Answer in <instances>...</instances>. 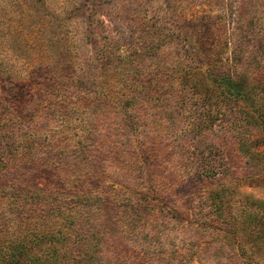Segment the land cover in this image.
<instances>
[{"label": "rangeland", "instance_id": "1", "mask_svg": "<svg viewBox=\"0 0 264 264\" xmlns=\"http://www.w3.org/2000/svg\"><path fill=\"white\" fill-rule=\"evenodd\" d=\"M53 24H60L52 33L61 34L59 54L46 48L45 34L52 35ZM151 34L161 40L146 55ZM188 38L219 48L212 65L216 74L245 76L246 88L258 91L264 81V0H0V83L17 106L48 88L42 80L46 68L51 74L60 63L66 77L61 85L65 103L30 125L46 129L63 119L59 138L67 140L66 133L75 137L59 152L42 136L26 158L12 160L28 174L30 190H44L54 207L73 205L82 195V180L72 185L61 172L76 166L82 178L84 170L91 175L94 181L85 180L94 190L111 183L138 189L144 179L158 197L145 209L134 197L126 206L89 204L77 234L96 232L101 238L91 264H245L236 249L240 242L250 251L244 237L248 231L225 240L227 227L210 224L208 206L211 193L223 186L229 190L224 205L236 215L246 198L264 205V130L247 118L251 105L220 95L204 103L182 86L149 115L147 131L135 133L139 143L125 136L117 126L122 113L110 108L121 100L114 90L119 67L127 64L119 57L138 54L135 62L173 73V64L194 57ZM103 65L111 71L100 75ZM103 84L106 93L97 104L92 97ZM208 110L218 119L195 131ZM138 154L136 172L128 173L123 157ZM206 171L213 174L206 176ZM16 173H0V179ZM32 230V224L22 225L16 236H31Z\"/></svg>", "mask_w": 264, "mask_h": 264}, {"label": "trees", "instance_id": "2", "mask_svg": "<svg viewBox=\"0 0 264 264\" xmlns=\"http://www.w3.org/2000/svg\"><path fill=\"white\" fill-rule=\"evenodd\" d=\"M53 26H49L51 34L56 31V28L60 29V24H53ZM56 35L58 37L54 34H45L46 48L52 53L59 54L57 52L61 51V44L58 39L61 34ZM165 37H167L166 34L163 38ZM158 40H161V37L159 39L158 36L151 34L145 46L146 55L150 54L154 48H158ZM188 40L192 45L194 57L188 56L190 59L186 60L181 58L179 62L173 64L175 66L173 73L155 69L156 65L152 63L143 66L135 62L137 56H140L138 54L129 56L126 54L119 57L118 60H124L126 67L113 66L116 71L118 67L120 69V82L114 91L119 94L117 98L121 100H114L110 108L117 113H122L123 122L118 123L117 126L124 131L125 136H135V133L146 132L145 126L148 125L146 122L149 120V115L162 105L163 100L172 98L182 86L189 87L193 95L200 97L204 103L218 95L222 99L226 96L233 100H244L251 105V114L246 115L247 118L255 127L260 125L264 130V81L259 84L258 91H256L255 87L246 88L243 81L245 76L234 78L231 74H216L212 65H214L215 57L220 55L219 48L201 43L203 39L199 42H192L189 38ZM104 62L106 61H102L101 64ZM62 67L60 63L57 64L51 74L47 68L43 70L45 76L42 80L49 85L48 88L38 92L37 99L31 100L21 108L0 83V173L7 174L17 171L11 179H0V264H91L94 260V251L98 249L97 242H100L101 238L96 232H87L85 236L77 234L79 232L77 231L78 222L81 217L85 216L84 211L89 204L110 203L116 206H126L134 197L136 202L140 203V208L145 209L150 207L153 201L158 202V197L149 181L140 180L138 189L134 186H120L111 183L98 191L94 190L89 182L94 180L87 170H84L85 174H82L84 177L82 178L76 166L70 169L73 172L69 169L61 172L68 177L67 182L69 181L72 185L82 180L79 184L83 187L79 192L82 195L73 199L75 202L73 205L67 202L69 206L54 207L51 201L52 196L46 194L44 190L41 192L30 190L27 185L28 174L20 172V165L16 166L12 160L17 157L26 158L31 149L36 146L35 141L42 136L44 140L48 139L49 144L59 152L64 148L68 149L65 144L72 143L75 137L74 134L66 133L64 138L67 140L59 138L60 133L64 134L61 130V124L65 123L63 119H59L57 123H51L46 129L41 125H30L31 121L37 120L43 112H46L47 116L55 111L51 109L53 106L58 108L65 103L61 99L62 94L65 99L67 98L66 87H63V91L61 90V85L66 82L65 71ZM103 67L100 75L111 71L110 67L106 65ZM105 93L106 88L103 84L92 100L98 104L104 98ZM75 95L81 99L77 92ZM61 110L68 113V110H63V106ZM203 116L201 126H195V131L203 129L206 123L217 120L219 117L214 116L210 110ZM21 124H28V126L22 130L14 129ZM157 124L158 121L153 125L157 126ZM133 139L139 143L136 136ZM134 147L139 146L135 144ZM139 159H141L139 154L133 158L123 157V164L127 166L128 173L136 172ZM203 173L206 176L213 174L210 171ZM101 174L97 176L100 177ZM86 178L89 181L85 180ZM228 192V188L223 186L211 193L208 206L212 220L210 224H224L227 231L222 234L224 239L230 242L236 240L242 231H248L244 237L251 245L250 251L246 250L244 245H240V242L236 250L241 253L245 264H263L259 260L264 261V205L261 201L246 198V203L236 215L224 205L228 199ZM26 205H29L27 208L30 211H25ZM141 217L142 215L136 217L137 222ZM31 224L33 225L31 236L24 234L16 236V230L20 226ZM94 240L96 242L93 243Z\"/></svg>", "mask_w": 264, "mask_h": 264}]
</instances>
